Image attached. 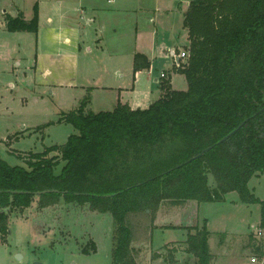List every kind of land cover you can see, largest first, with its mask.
Instances as JSON below:
<instances>
[{
	"label": "trees",
	"instance_id": "1",
	"mask_svg": "<svg viewBox=\"0 0 264 264\" xmlns=\"http://www.w3.org/2000/svg\"><path fill=\"white\" fill-rule=\"evenodd\" d=\"M4 24L8 31L36 32L37 3L29 20L6 14ZM183 26L189 54L175 71L185 89L162 80L164 93L145 108L117 104L85 112L82 103L60 118L75 130L64 143L30 153L27 166L0 156V239L9 214L35 199L39 208L61 200L87 204L112 215L111 264H144L134 244L149 240L164 203L223 201L229 192L260 204L264 230V200L248 187L264 174V0H190ZM149 65L143 54L134 55L135 71ZM188 229L181 250L194 264H211L206 225ZM137 233L148 239L137 243ZM251 247L264 259L256 241Z\"/></svg>",
	"mask_w": 264,
	"mask_h": 264
},
{
	"label": "rangeland",
	"instance_id": "2",
	"mask_svg": "<svg viewBox=\"0 0 264 264\" xmlns=\"http://www.w3.org/2000/svg\"><path fill=\"white\" fill-rule=\"evenodd\" d=\"M51 2L0 0V156L12 166H27L25 158L30 153L64 143L75 130L60 118L82 103L85 112L111 110L117 104L146 107L160 92L161 81L170 83L175 72L165 51L180 50L176 46L184 41L183 14L189 0H148L151 14L143 11L117 18L107 14V8L102 14L104 26H99V20L93 26L80 25L79 40L63 45L51 42L52 32L47 30ZM99 2L106 5V0ZM35 3L36 32L4 27L7 13L14 15L20 9L30 18ZM40 4L45 8L41 17ZM111 19L121 21L120 25L110 26ZM183 47L188 51V45ZM136 53L151 54V68L135 71ZM172 82L175 88H186L183 75ZM62 164L59 161L56 173ZM248 187L264 200V174L250 178ZM88 207L61 200L39 208L35 199L24 210L13 211L8 231L0 239V264H111L112 215ZM159 210L149 240L148 235L146 239L137 233V243L147 240L134 244L144 264H172L173 249L184 246L188 228L203 224L209 231L210 252L216 257L213 264H251L250 256L259 261L251 240L264 251V230L258 235L260 204L242 202L236 192L227 193L223 201L164 203ZM176 261L194 264V256L179 252Z\"/></svg>",
	"mask_w": 264,
	"mask_h": 264
},
{
	"label": "crops",
	"instance_id": "3",
	"mask_svg": "<svg viewBox=\"0 0 264 264\" xmlns=\"http://www.w3.org/2000/svg\"><path fill=\"white\" fill-rule=\"evenodd\" d=\"M107 2L109 4L113 3V5L112 6L107 5L108 4ZM189 2L188 3L186 2V10L188 8ZM105 3L106 5L104 6L102 3L99 2V0H52L50 4L51 5L50 15L46 17L45 19V21L49 25V28L47 30H50L52 32L51 42H58V43H62L61 45H63L65 43L66 44L71 43L72 40L74 41L79 40L80 30H81V28L79 29L80 25L83 27L93 26L95 25L96 21L99 20L100 21L99 26H101V24L104 26L105 23L104 21H101V20H103L102 14L106 12L107 8H109V11L108 13L107 12L106 13L111 15L113 18L125 17L129 15L133 16V14L135 15L138 12H143V11L146 14H151V9L147 8L150 6L148 0H106ZM44 4L47 6L48 2L45 1ZM20 12L22 13L23 18L25 20H29L32 17L31 16L30 18H26L25 13L20 9H17L16 14L14 15H10L9 13L7 14L15 17ZM44 12H45V8L40 4V7H39L40 17L43 15ZM184 14H183V19H184ZM82 21L84 22V24ZM120 22L121 21H118L117 19H111L110 26L118 27L120 25ZM4 27H5V24H4ZM115 31L117 30L115 29ZM182 32L184 33V41L183 43L179 41L180 42L179 46H176V47H180V50L184 48L183 46L188 45L187 29L183 25H182ZM178 39L180 38H177V40ZM48 42L50 41L48 40ZM174 49L178 50V48H174ZM166 52L167 50L165 51V57L169 59V57L166 55ZM150 55L151 54H149L148 57L144 55L145 57L148 58L149 63H150L148 69L151 68V64H152V58ZM140 73L141 71H139L137 75H139ZM162 73L165 74V72H162ZM180 75L182 74H180L177 71L173 73L171 72L170 86L172 89H178V90L182 89V88H175L172 82V79ZM154 79L157 81L158 77L155 76ZM158 87L160 88V92L158 91L157 95L151 98V100L148 102V105L154 100H156L157 98H159L162 95V93H164L163 90L161 89V83L159 84ZM133 109H136V108H133ZM23 130L24 128L22 127V130H20V132L22 133ZM155 225H156V222H155ZM252 241L253 240H251V242ZM255 245L256 244L254 243V246ZM179 252L186 253L185 251L181 250V248L177 249L173 253L175 257H174V262L172 264H175L177 262L176 257ZM251 257H255V256H250V258ZM215 261H216V257L213 258V260L211 261V264H213ZM194 263H195V258H194Z\"/></svg>",
	"mask_w": 264,
	"mask_h": 264
},
{
	"label": "built area",
	"instance_id": "4",
	"mask_svg": "<svg viewBox=\"0 0 264 264\" xmlns=\"http://www.w3.org/2000/svg\"><path fill=\"white\" fill-rule=\"evenodd\" d=\"M188 51L186 50H177L174 48L171 49H167L166 55L173 60L174 62V66H179L181 61H184L187 57H188ZM165 74L161 73V77H164ZM262 234V230L258 229V235ZM250 262L253 263H257V264H262L264 263V259L259 260L257 259V257H251Z\"/></svg>",
	"mask_w": 264,
	"mask_h": 264
},
{
	"label": "water",
	"instance_id": "5",
	"mask_svg": "<svg viewBox=\"0 0 264 264\" xmlns=\"http://www.w3.org/2000/svg\"><path fill=\"white\" fill-rule=\"evenodd\" d=\"M238 128H239V127H237V128H235L234 130L230 131L228 134H226L225 136H223L218 142H223V141H225V140H226L227 138H229L232 134H234V133L237 131ZM211 147H212V146H209V147L205 148L201 153H199L198 155H196V156L193 157V158L200 157L204 152L209 151V150L211 149ZM35 264H40V263H39V262H35Z\"/></svg>",
	"mask_w": 264,
	"mask_h": 264
}]
</instances>
